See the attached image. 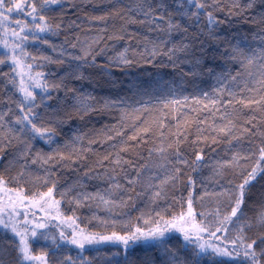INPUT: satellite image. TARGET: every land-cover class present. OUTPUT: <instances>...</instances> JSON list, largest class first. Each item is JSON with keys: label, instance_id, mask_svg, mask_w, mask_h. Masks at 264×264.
Masks as SVG:
<instances>
[{"label": "snow or ice", "instance_id": "6c2138e0", "mask_svg": "<svg viewBox=\"0 0 264 264\" xmlns=\"http://www.w3.org/2000/svg\"><path fill=\"white\" fill-rule=\"evenodd\" d=\"M145 65L175 79L89 71ZM0 92V264H264V0H0Z\"/></svg>", "mask_w": 264, "mask_h": 264}, {"label": "trees", "instance_id": "16d2710c", "mask_svg": "<svg viewBox=\"0 0 264 264\" xmlns=\"http://www.w3.org/2000/svg\"><path fill=\"white\" fill-rule=\"evenodd\" d=\"M87 13H91V14H102L100 11H96L95 13H92V9L88 8L86 9ZM85 13H81V15L83 16ZM112 23H115L117 27L120 26V21L116 20V21H109V28L111 29V25ZM88 25L85 24V29H87ZM96 27H99V25H97ZM130 31H135V27L130 28ZM245 31H248L247 27H244ZM110 34V33H109ZM140 33H138L139 35ZM72 35H79L81 40H84L86 38H90L93 36L98 35V33L94 30L92 32H88V31H84V32H77L74 34L70 35V39L72 37ZM61 39H63V37H61ZM105 43L109 44V47H111L112 43H116V47L119 48L121 51L123 50V47L128 46L127 45V41H120V42H109V41H105ZM137 50V45L136 42L133 41L132 43V48L131 51H136ZM142 51V49H140ZM46 54L51 55L52 53L50 51L46 52ZM98 63L99 64H104L105 61L104 59H98ZM5 71H7L8 69L5 68ZM47 71L50 72H57V73H62L63 69L58 67V66H50L48 69H46ZM89 71L93 72V79L94 80H99L100 81V86L96 88V91L99 95L101 96H105V97H119L120 95H130L127 92V86L129 81H141V82H149L152 81L153 78H155L156 76H162L167 80H173L175 79V77L173 76V74L171 73V69L170 68H157V67H151L149 65H145L144 67H140V66H136L133 67L131 69H129L127 72H120L119 70H114V75L111 77V79L113 81H116V85L115 87H113V85L111 83H107L103 80H101V73L99 72L98 69H90ZM203 87L205 88H209V84L207 82H205L203 85ZM192 91V84L189 83L187 85L186 88V93L185 94H190ZM0 96H5L4 93L0 92ZM119 112H112L110 115H102V116H97V117H93V119L88 122L87 124H83L81 125V129L83 132L85 133H89L90 136H95L96 132L99 131L104 125H115L119 123ZM129 135L131 134V132L128 133ZM116 143H119V138H117ZM150 146V145H149ZM147 147L146 146L144 149H138V151H141L144 155L147 154ZM94 150L99 152L101 155L106 154L110 151V146L106 145L104 148H100L99 146H94ZM127 158V157H125ZM97 157L96 156H90V161L92 163H94L96 161ZM34 171H36L37 173H41L42 174V170L39 169L38 167L34 168ZM210 176V173L205 170V175H204V179L207 180V178ZM77 178V175L75 173L72 172H65V174L62 176L61 178V182L62 184L65 182H72L73 180H75ZM206 187L212 188L215 187V185L212 184H205ZM260 188L261 185L258 184L256 186V188L253 189V193L256 194V196L258 197L260 195ZM126 198V197H125ZM147 206V201L146 200H140L136 202V207L135 208H129V209H125V211L129 212L131 217L134 219L136 216L140 215L141 211H144L145 208ZM168 205L165 204L163 201L160 202V204L157 206L156 210H162L163 208L167 207ZM82 215L84 216H88L90 215V213L87 210H84ZM101 216H104V213H100ZM119 219H127V216H120L118 217ZM85 223H87V221H85ZM37 253H39L40 249L37 248L36 249ZM158 254L155 253L154 251H149V250H145L143 248L138 247L135 250V255L132 257V259H134L136 261V264H145V261L147 260H154L156 259V256ZM9 260H11V255H9L8 257Z\"/></svg>", "mask_w": 264, "mask_h": 264}]
</instances>
